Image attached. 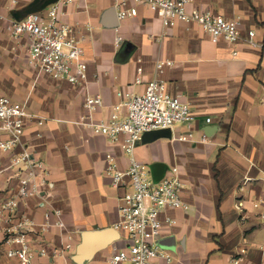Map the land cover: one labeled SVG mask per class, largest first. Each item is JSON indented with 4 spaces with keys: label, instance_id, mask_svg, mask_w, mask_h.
I'll list each match as a JSON object with an SVG mask.
<instances>
[{
    "label": "crops",
    "instance_id": "0c3cea01",
    "mask_svg": "<svg viewBox=\"0 0 264 264\" xmlns=\"http://www.w3.org/2000/svg\"><path fill=\"white\" fill-rule=\"evenodd\" d=\"M32 1L5 9L8 2L0 0V8L14 16ZM188 8L239 19L242 31L254 30L262 46L241 43L234 56L232 45L212 42L196 23L165 24L144 6L137 16L119 19L112 0H76L63 8L64 17L93 27L84 45L85 86L38 78L26 59H10L0 72V93L26 102L46 118L42 125H27L24 141L47 163L51 194L29 197L21 211L39 222L45 209L57 208L67 225L47 234L48 256H37L35 264H109V256L124 247L115 223L120 197L129 187L112 186L105 168L108 153L121 169L129 167L130 156L122 148L123 136L114 141L85 123L84 97L86 91L102 97L103 104L93 113L96 120L116 110L123 114L117 91L144 92L157 76L170 94L190 105L195 119L142 139L135 148L136 158L151 173L159 164L158 173L177 175L184 183L186 207L167 208L162 214L176 220L162 228L161 246L172 260L156 258L150 264H233L234 256L242 258L239 264H264V206H254L264 192V0H190ZM110 9L116 26L105 24ZM161 60L166 63L157 72ZM139 66L144 71L138 83ZM12 78L16 85L9 86ZM7 157L0 152V170ZM7 175L0 173V193ZM86 231L96 234L78 257L74 251ZM68 235L74 249L68 256L53 255ZM242 248L246 252L240 254ZM0 260L19 264L1 246Z\"/></svg>",
    "mask_w": 264,
    "mask_h": 264
},
{
    "label": "built area",
    "instance_id": "2783aa9c",
    "mask_svg": "<svg viewBox=\"0 0 264 264\" xmlns=\"http://www.w3.org/2000/svg\"><path fill=\"white\" fill-rule=\"evenodd\" d=\"M119 19L138 15L140 6L155 12L165 24L174 22L196 23L218 43L224 41L234 47L238 54L241 43L253 47L262 44L255 39V31L244 33L239 19H229L211 9L189 10L190 0H112ZM5 9L17 8L21 0H6ZM76 0H57L45 8L15 18L0 8V33H4L11 48H22L28 64L39 75L54 81H65L71 85L85 86L88 82V68L83 59L85 43L92 32L91 24L72 23L64 17L63 8ZM121 40L118 38L117 43ZM166 62L156 64L160 72ZM143 67L137 68L136 82H142ZM119 107L108 118L96 120L94 111L103 104L98 94L85 93L84 106L88 111L85 123L95 134L104 135L117 141L121 136L123 150L130 156L127 169L118 167L111 153L106 155V175L112 186H128L129 190L120 197L119 217L115 228L125 245L115 250L108 258L109 264H150L156 258L172 260L171 254L162 248L164 223L174 224L171 216L162 218L167 208L186 207L181 191L184 183L179 176H162L155 180L150 170L136 158L135 148L147 132L171 129L175 124L190 122L195 116L190 105L180 95L170 94L167 84L158 76L151 80L144 92L119 90ZM45 117L30 110L28 104L0 93V152L7 160L0 173L7 172V186L0 194V246L8 259H17L19 264H35L37 256H48L50 241L47 234L53 229L67 228L63 212L47 208L41 221H36L21 211L27 199L42 193L51 194L52 182L47 163L37 157L26 144L24 136L27 125L35 121L38 125ZM183 138L181 135L180 138ZM129 180V181H128ZM248 181V179H246ZM254 206H264L263 196ZM242 209V202L237 203ZM264 219V215H262ZM36 232L35 238L31 236ZM72 235L64 247L53 248V255L68 256L74 249ZM36 242L38 245H36ZM246 252L245 248L240 254ZM242 258L234 256L233 264ZM0 264H5L1 262Z\"/></svg>",
    "mask_w": 264,
    "mask_h": 264
},
{
    "label": "water",
    "instance_id": "95a60500",
    "mask_svg": "<svg viewBox=\"0 0 264 264\" xmlns=\"http://www.w3.org/2000/svg\"><path fill=\"white\" fill-rule=\"evenodd\" d=\"M55 1H57V0H33L26 7L22 8L21 10H17L14 14V17L15 18H21L23 15L30 13V12H33V11L41 10V9L45 8L46 6H48L49 4H51ZM112 14H113V9H110L105 13V16H104L105 24H107L109 26H116L117 25V19L116 18L114 19ZM163 131L164 130L147 132L143 136L142 139L144 141L150 140L152 137L160 136V134H158V133H161ZM158 166H159V164H155L152 167V175H153L155 180H158V179L162 178V176H163V174L158 173V171H157ZM95 234H96V232H93V231L84 232V234L82 236V241L76 247L74 254H76L79 257V255L84 252L88 242L92 239L93 236H95ZM116 236H117V234H116ZM101 248H104V247H101Z\"/></svg>",
    "mask_w": 264,
    "mask_h": 264
},
{
    "label": "rangeland",
    "instance_id": "374dc122",
    "mask_svg": "<svg viewBox=\"0 0 264 264\" xmlns=\"http://www.w3.org/2000/svg\"><path fill=\"white\" fill-rule=\"evenodd\" d=\"M0 45H2V46H0V72L2 70H4L5 65L6 66L9 65L10 59H14V58H15V60L16 59L18 60V58L21 60L26 59L25 54L23 52H21L20 49L13 50L11 48V43L7 39V36L4 33H0ZM3 48H6L8 50L5 51ZM9 48H10V50H9ZM32 70L34 71L35 75L38 78L44 77L43 75H39L36 70H34V69H32ZM13 81H14L13 78L11 80L9 79V82H10L9 86H14L13 84H15V83H12ZM11 83H12V85H11ZM145 168H146V166H145Z\"/></svg>",
    "mask_w": 264,
    "mask_h": 264
}]
</instances>
